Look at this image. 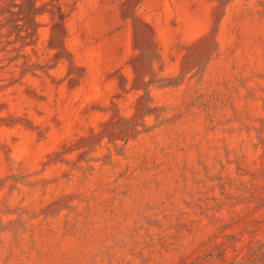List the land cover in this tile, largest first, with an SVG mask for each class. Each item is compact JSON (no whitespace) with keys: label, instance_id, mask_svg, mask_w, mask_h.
<instances>
[{"label":"rangeland","instance_id":"1","mask_svg":"<svg viewBox=\"0 0 264 264\" xmlns=\"http://www.w3.org/2000/svg\"><path fill=\"white\" fill-rule=\"evenodd\" d=\"M0 264H264V0H0Z\"/></svg>","mask_w":264,"mask_h":264}]
</instances>
